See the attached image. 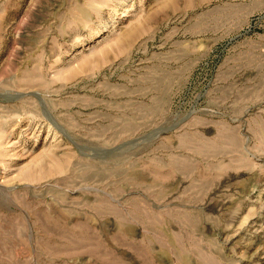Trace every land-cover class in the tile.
I'll use <instances>...</instances> for the list:
<instances>
[{"label":"rangeland","instance_id":"1","mask_svg":"<svg viewBox=\"0 0 264 264\" xmlns=\"http://www.w3.org/2000/svg\"><path fill=\"white\" fill-rule=\"evenodd\" d=\"M0 264H264V0H0Z\"/></svg>","mask_w":264,"mask_h":264}]
</instances>
